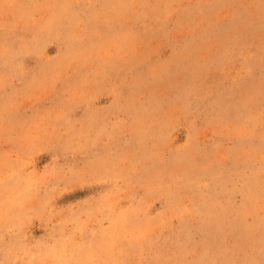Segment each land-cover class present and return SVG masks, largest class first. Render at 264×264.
<instances>
[{
  "label": "rangeland",
  "instance_id": "rangeland-1",
  "mask_svg": "<svg viewBox=\"0 0 264 264\" xmlns=\"http://www.w3.org/2000/svg\"><path fill=\"white\" fill-rule=\"evenodd\" d=\"M0 264H264V0H0Z\"/></svg>",
  "mask_w": 264,
  "mask_h": 264
}]
</instances>
